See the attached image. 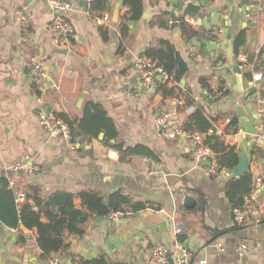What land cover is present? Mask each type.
Listing matches in <instances>:
<instances>
[{"label":"crops","instance_id":"obj_1","mask_svg":"<svg viewBox=\"0 0 264 264\" xmlns=\"http://www.w3.org/2000/svg\"><path fill=\"white\" fill-rule=\"evenodd\" d=\"M71 1L74 10L65 17L74 35L49 30L56 15L45 0H0V177L12 173L11 182L20 192L35 185L45 197L55 191L93 190L105 196L122 192L146 204V209L121 214L118 220L93 216L84 225V236L72 237L70 247L49 260L41 258L37 228L24 233L21 227L18 231L0 223V264H51L56 258L59 264H95L101 257L105 264H147L153 247L176 244L187 246L196 261L205 259L208 264H264V217L260 224L238 226L234 222L226 195L233 172L211 175L208 167L193 162L191 142L182 136L170 139L155 126L158 114L182 107L186 96L195 104L179 111L171 128H182L201 106L210 120L223 112L225 116L211 123L231 134L225 143L236 146L239 154L245 139L251 141L252 185L256 178L262 179L257 201L264 206V144H256L247 133L252 126L258 131V99L264 96V81L259 85L253 76L264 73L257 69L259 61L264 65V0H234L231 8L227 0H180L183 7L195 5L200 10L174 30L160 27V15L183 11L164 0H143L142 19L129 22L126 32H122L123 6L115 20L119 0H105L104 5L95 0ZM20 10L30 19L28 27L17 26L15 13ZM147 11L148 18H144ZM104 15L111 22L98 24ZM191 19L195 26L189 23ZM242 31H246L247 46L239 55H247L254 68L242 71L243 91H239L236 74L228 67L225 43L230 32L233 50L234 39ZM160 40L171 41L189 67L179 82L168 83L175 94L166 98L160 87L167 81L161 75L152 87L143 88L133 69L135 59L158 48ZM32 60L44 72L38 88L29 67ZM201 79H207L209 87L204 88ZM222 81L230 91L228 101L212 103L209 110L207 102ZM252 84L257 87L254 94L250 93ZM40 94L47 108L70 118L82 117L88 103L101 104L117 126L118 141L143 145L158 160L133 156L121 161L119 152L103 140L81 136L74 143L51 137L39 122ZM234 114L239 117L237 130L243 128L246 137L227 133ZM22 163L38 170L15 172V166ZM186 195L195 199L194 208L184 207ZM75 204L80 206L81 199L76 198ZM241 244L247 247L243 258L238 252Z\"/></svg>","mask_w":264,"mask_h":264},{"label":"trees","instance_id":"obj_2","mask_svg":"<svg viewBox=\"0 0 264 264\" xmlns=\"http://www.w3.org/2000/svg\"><path fill=\"white\" fill-rule=\"evenodd\" d=\"M105 0H95L96 3L104 5ZM175 9L181 14L173 12H163L160 15L159 25L162 28L175 29L177 26H185L186 17H193L200 8L195 5L187 7L174 5ZM124 13L122 15V32L128 30V23L140 21L144 14L143 0H125L123 5ZM170 23L172 25H170ZM196 35V32H193ZM212 38H216L210 35ZM247 46L246 31L240 32L234 39L233 53L238 56L241 48ZM264 49L262 50V52ZM144 56L152 60L156 66L162 67L165 73L173 81L179 82L188 72L189 67L183 60L175 45L168 40H160L159 47L147 50ZM258 70H264L262 60L257 65ZM167 81L162 84L160 90L163 97H172L175 94L173 88H170ZM204 88L209 87L207 79H201ZM35 87V86H34ZM36 88V87H35ZM217 93L230 94L225 88V82L222 81L218 92L212 93L207 102V109L210 110L212 103H216ZM39 94V91H38ZM194 100L186 96V103L178 108L180 112L194 106ZM206 107L201 106L196 109L183 123L182 129L186 132L201 133L206 136V143L218 156V174L222 171L233 172L239 164V153L236 146H230L223 139L210 134L212 128L211 121H217L225 114L223 112L215 113L211 120L205 114ZM57 117L64 120L70 127L72 141L77 142L81 136L89 140H98L101 134L105 135L102 143L107 145L120 154V160L124 161L133 156H141L152 160H158L154 152L143 146H127L124 142L118 141L119 133L115 122L108 116L106 110L101 104L88 103L80 118H70L65 113L56 114ZM239 127V117L237 114L231 116L227 133L237 132ZM115 143H112V141ZM13 174L6 173L0 177V223L20 231L21 225L28 230L38 229L37 245L41 251V258L49 260L53 255L60 254L70 247L72 237H83L85 234L84 225L93 217L106 218L112 214H122L124 216L135 214L146 209V204L135 201L131 196L122 192H112L103 195L101 192L93 190H83L78 194L64 191H55L48 197L42 194L39 187L31 185L24 190L26 200L24 203L17 202V194L20 192L17 186H12ZM252 174H245L240 178H233L226 187V195L230 201L233 210L242 207L244 199L251 192ZM81 199V205L75 204V199ZM46 218L47 222H42ZM182 239V237H179ZM95 264H105L104 258L94 260Z\"/></svg>","mask_w":264,"mask_h":264},{"label":"built area","instance_id":"obj_3","mask_svg":"<svg viewBox=\"0 0 264 264\" xmlns=\"http://www.w3.org/2000/svg\"><path fill=\"white\" fill-rule=\"evenodd\" d=\"M49 5L51 11L56 15L52 24L49 27V30L52 33H58L63 35H74L75 30L69 20L65 17L66 14L74 10V5L71 0H45ZM93 1V0H89ZM165 2L174 5L180 0H164ZM29 17L25 10H20L15 13V21L17 26L20 28L28 27ZM111 17L109 15H104L97 19V23L104 25L105 23H110ZM191 25H196L194 19L189 20ZM239 67L242 71L254 68L253 63L249 61V58L245 54H240L237 57ZM29 67L32 70L34 76V86L38 88L41 84V79L43 78L44 72L41 71V67L34 61L29 64ZM134 72L139 79V82L143 88L152 87L159 75L163 78L172 82V79L165 73L162 67L156 66L155 63L146 58L145 56H138L133 63ZM254 82L261 85L264 81V73H254ZM215 98L217 99L218 105H223L228 101V95L223 93H217ZM37 104L40 108L38 113L39 122L42 128L54 138H60L63 140H72V133L69 125L57 115L50 111H47L45 101L43 96L37 95ZM258 112L256 114L258 122V131L257 136H254V141L256 144L264 142V96L258 99ZM180 116V112L177 108H173L169 111H165L157 115L155 119L156 128L161 131L163 134L168 136L170 139H176L178 136H182L187 141L191 142L193 146V162L198 166L208 167L211 175H217L218 172V156L211 149L210 146L206 143V136L204 134L195 132H186L182 128H171V121L177 119ZM211 135L220 137L225 141V139L230 135H226L222 129L217 127L215 124H212L210 130ZM234 136H243L246 137V133L243 128H239ZM262 141V142H260ZM228 145V144H227ZM230 145V144H229ZM250 157V162L251 158ZM30 159V157H26ZM254 158L252 162H254ZM210 163V166L208 165ZM251 165V164H250ZM38 168L28 164L22 163L15 166L14 171L19 172H35ZM225 171L220 172L223 173ZM153 174V173H152ZM13 186V183H11ZM262 179L256 178L251 187V192L244 199V204L240 208L233 210L234 222L238 226H248L250 224H260L263 221L264 217V206L261 205L257 198L259 196V188L262 186ZM26 200V193L19 192L17 194V202L19 204L24 203ZM121 214H112L110 217L114 220H118ZM218 249L222 251L221 247L218 246ZM240 258H243L247 252V247L245 244H241L238 249ZM60 259H54L51 264H59ZM147 264H208L207 260H195L193 252L182 244H176L174 247L169 248L165 245H157L153 247L150 251Z\"/></svg>","mask_w":264,"mask_h":264},{"label":"water","instance_id":"obj_4","mask_svg":"<svg viewBox=\"0 0 264 264\" xmlns=\"http://www.w3.org/2000/svg\"><path fill=\"white\" fill-rule=\"evenodd\" d=\"M125 0H119L116 12H115V20H117L118 16H119V12H120V8L124 5ZM234 4V0H227V5L229 8H231ZM180 6H183V2L180 1L179 2ZM168 6H171V4H168ZM212 12L216 15V17H218V12L215 9H212ZM148 14L149 11H147V13L144 15V18H148ZM232 19V17H228V19ZM216 23V22H214ZM226 39L227 42L225 43V47L228 50V55H229V65L228 67H231L234 71V73L236 74V88L239 91H243V80H242V70L239 67V63L237 61V59L234 56L233 50L229 45V41L231 40V33L230 32H226ZM160 79H163V76L160 77ZM257 91V87L252 84L251 89H250V93L254 94ZM207 97L204 96V99H206ZM212 109L218 111L219 110V106H212ZM40 111V110H39ZM47 111L50 112L51 109L47 108ZM240 117L242 114H239ZM244 118V117H243ZM243 122V126H246L247 122H245L244 119H242ZM247 133L253 136H257V131L255 130V127L252 126L251 129H247ZM105 138L104 134L100 135V140L102 141ZM262 142V141H260ZM112 143H115V141L113 140ZM251 143L250 140L245 139L244 145L241 148V153L239 154V164L238 166L233 170V174L236 178H240L241 176L245 175V174H249L250 173V155H249V144ZM264 144V142H262ZM208 165L210 166V163H208ZM19 174H23V171H19ZM184 207L187 209H192L195 206V199L189 195L185 196L184 199V203H183ZM21 230L24 233H28L29 231L23 226L21 225Z\"/></svg>","mask_w":264,"mask_h":264}]
</instances>
